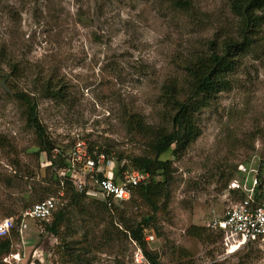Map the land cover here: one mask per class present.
<instances>
[{"label":"rangeland","instance_id":"obj_1","mask_svg":"<svg viewBox=\"0 0 264 264\" xmlns=\"http://www.w3.org/2000/svg\"><path fill=\"white\" fill-rule=\"evenodd\" d=\"M237 23L228 0H191L189 12L164 0H0V72L7 76L0 77V223L19 225L26 209L50 197L57 210H66L57 234L47 232L51 220H29L21 234L15 229L10 249L0 253L7 262L0 264H138L139 249L122 232L153 214L137 196L106 208L84 198L74 209L65 185L53 182L60 169L50 166L25 109L3 87L36 104L46 138L66 164L82 141L93 155L109 153L111 177L118 179L121 166L150 156L152 139L130 132L127 117L139 115L149 133L166 127L163 84L181 85L186 60L207 50L209 41L233 34ZM262 36L229 75L230 89L196 114L194 142L159 157L169 164V195L144 231L154 236L146 250L159 264H264V246L248 245L223 259L213 228L240 199L228 191L242 178L237 167L261 166ZM260 171L264 181L263 166ZM193 228L204 229L201 239L189 235Z\"/></svg>","mask_w":264,"mask_h":264},{"label":"trees","instance_id":"obj_2","mask_svg":"<svg viewBox=\"0 0 264 264\" xmlns=\"http://www.w3.org/2000/svg\"><path fill=\"white\" fill-rule=\"evenodd\" d=\"M164 1L171 4L173 8L186 12L191 9V0ZM228 3L238 20L237 30L221 39L216 38L214 42L209 41L207 50L189 57L184 65L181 85L170 82L163 84L164 89L161 93L160 103L163 107L167 126H159L154 132L149 133L146 124H143L139 115L127 117L126 124L130 132L146 139H152L148 144L149 157L133 158L130 166L123 165L119 169V171H123L132 168L150 176L149 182L134 189L132 196H137L142 200L153 214L142 217L141 222L135 227L125 225L124 230L127 233L122 232L124 237L128 235L130 240L137 245L148 264H159V262L146 250L144 231L149 223L155 219L154 214L159 209L157 203L167 199L169 195L168 186L171 181L169 164L160 162L159 157L168 152L172 146H174L173 153L176 154L194 142L198 135L194 120L196 114L208 108L216 94L230 89L234 82L229 79V75L234 73L246 52L254 53L259 48L260 42L257 40L259 36L263 34L261 42L264 40V0H228ZM258 59H264V55H259ZM1 75L0 72L1 78H7V76ZM52 82L49 81L48 86ZM10 91L12 97L19 101L22 108L25 109L27 124L39 139L41 152L47 155L50 166L52 168L55 166L64 167L65 162L61 152H58L54 157L51 156V151L54 148L46 138L37 119L36 104L27 95ZM89 151L92 153V150ZM104 155L109 159V153L104 152ZM263 159L264 154L260 159L261 164ZM118 161L123 162V158L119 157ZM102 177L100 176V178ZM158 177L161 178L160 182L155 181ZM52 179H54L53 182L59 184L60 179L58 177L53 175ZM260 179L262 180L261 175ZM63 186L64 196L70 194V204L73 205L74 209L79 210L84 196L75 193L71 184L66 180L63 181ZM99 204L104 206L102 203ZM65 216V209L56 210L51 218V223L46 228L47 232L57 234ZM192 230L193 232H189V235L198 239H201L205 232L204 229L200 228H193ZM10 244L11 240L9 239L0 240V253L9 250Z\"/></svg>","mask_w":264,"mask_h":264},{"label":"built area","instance_id":"obj_3","mask_svg":"<svg viewBox=\"0 0 264 264\" xmlns=\"http://www.w3.org/2000/svg\"><path fill=\"white\" fill-rule=\"evenodd\" d=\"M112 164L104 154L91 156L85 143L77 141L66 166L60 169L59 177L67 179L75 193L110 207L113 204L128 202L134 189L149 181L148 174L132 168L119 171L118 179H114L111 177ZM237 173L242 178L240 181H231L228 191L239 195L240 199L232 203L213 225L219 232L223 259L248 245L264 246V181L260 179L259 167L251 169L239 165ZM249 176H252L250 183ZM56 205L52 197L31 205L21 214L19 225L12 219H5L0 223V240L10 237L15 229L20 234L23 233L27 230L29 220L34 223L49 222L57 210ZM145 233V241H153L152 232ZM0 261L7 262L1 257ZM135 261L138 264L147 263L140 250L135 254Z\"/></svg>","mask_w":264,"mask_h":264},{"label":"clouds","instance_id":"obj_4","mask_svg":"<svg viewBox=\"0 0 264 264\" xmlns=\"http://www.w3.org/2000/svg\"><path fill=\"white\" fill-rule=\"evenodd\" d=\"M53 152H55V153H56V152H57V149H56V148H54V149L51 151V153H53ZM88 152H89V154H90L91 156H93V157H94V155H93V152L91 153L89 150H88ZM56 154H58V152H57ZM98 154H99V153H98ZM64 160H65V158H64ZM263 162H264V159L262 160V164H261V162H260V165H261V166H259V171H260V167H262V166H263V168H264V163H263ZM65 166H66V163H65ZM65 166H64V167H65ZM54 168H57V169H58V168H59V169H62L63 167H62V168H60V167H58V166H55ZM261 169H262V168H261ZM260 172H261V171H260ZM148 175H149V174H148ZM261 177H262V176H261ZM59 179H60V182H61L62 186H63V181H64V180H66V181H67V179H63V178H60V177H59ZM262 179H263V178H262ZM149 180H150V176H149ZM148 182H149V181H148ZM61 184H60V185H61ZM72 189H73V188H72ZM73 190H74V189H73ZM74 192H75V191H74ZM98 203H100V202H98ZM124 203H125V202H124ZM117 204H118V203H117Z\"/></svg>","mask_w":264,"mask_h":264},{"label":"water","instance_id":"obj_5","mask_svg":"<svg viewBox=\"0 0 264 264\" xmlns=\"http://www.w3.org/2000/svg\"><path fill=\"white\" fill-rule=\"evenodd\" d=\"M96 23L100 26V28H101V30L104 32L105 31V29H104V25H103V23L100 21V19H99V16H98V14L96 15ZM4 89H5V91L7 92V93H11L10 92V90L8 89V88H6V87H3Z\"/></svg>","mask_w":264,"mask_h":264}]
</instances>
